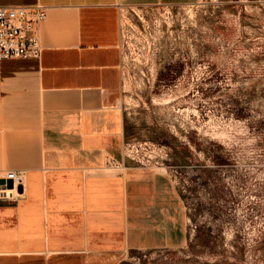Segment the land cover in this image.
<instances>
[{"label": "crops", "instance_id": "crops-1", "mask_svg": "<svg viewBox=\"0 0 264 264\" xmlns=\"http://www.w3.org/2000/svg\"><path fill=\"white\" fill-rule=\"evenodd\" d=\"M180 7L196 0H121ZM119 0H0L47 7L40 59H0V170L24 171L0 200V257L117 264L134 250L186 240L182 197L167 171L125 155L117 106L124 56ZM111 157L119 164L107 168Z\"/></svg>", "mask_w": 264, "mask_h": 264}, {"label": "rangeland", "instance_id": "rangeland-1", "mask_svg": "<svg viewBox=\"0 0 264 264\" xmlns=\"http://www.w3.org/2000/svg\"><path fill=\"white\" fill-rule=\"evenodd\" d=\"M141 15L115 100L128 159L170 175L187 240L117 264H264V0H196Z\"/></svg>", "mask_w": 264, "mask_h": 264}, {"label": "built area", "instance_id": "built-area-1", "mask_svg": "<svg viewBox=\"0 0 264 264\" xmlns=\"http://www.w3.org/2000/svg\"><path fill=\"white\" fill-rule=\"evenodd\" d=\"M164 7L175 8L167 5L139 6L127 4L119 0L116 4L119 18L120 48L123 51L125 42L138 31L137 17L143 19L144 8ZM47 16V7L43 4L36 5H0V59H40L42 47L40 27ZM124 55V52H123ZM125 144V155L128 158ZM107 168H117L119 164L111 157L107 159ZM12 180L13 188L7 184H0V200L17 201L20 190L25 186L24 171L0 170V181Z\"/></svg>", "mask_w": 264, "mask_h": 264}, {"label": "water", "instance_id": "water-1", "mask_svg": "<svg viewBox=\"0 0 264 264\" xmlns=\"http://www.w3.org/2000/svg\"><path fill=\"white\" fill-rule=\"evenodd\" d=\"M5 183L7 184V187H8V188H13V186H14L12 180H8V181L1 180V181H0V184H5Z\"/></svg>", "mask_w": 264, "mask_h": 264}, {"label": "trees", "instance_id": "trees-1", "mask_svg": "<svg viewBox=\"0 0 264 264\" xmlns=\"http://www.w3.org/2000/svg\"><path fill=\"white\" fill-rule=\"evenodd\" d=\"M134 251H136V250H134Z\"/></svg>", "mask_w": 264, "mask_h": 264}]
</instances>
